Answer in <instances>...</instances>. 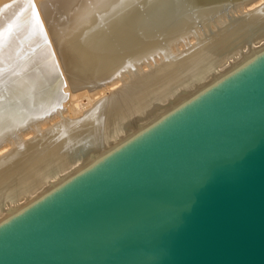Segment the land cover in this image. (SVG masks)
<instances>
[{
    "label": "bare ground",
    "instance_id": "1",
    "mask_svg": "<svg viewBox=\"0 0 264 264\" xmlns=\"http://www.w3.org/2000/svg\"><path fill=\"white\" fill-rule=\"evenodd\" d=\"M264 49V0H0V222Z\"/></svg>",
    "mask_w": 264,
    "mask_h": 264
},
{
    "label": "water",
    "instance_id": "2",
    "mask_svg": "<svg viewBox=\"0 0 264 264\" xmlns=\"http://www.w3.org/2000/svg\"><path fill=\"white\" fill-rule=\"evenodd\" d=\"M0 264H264V49L2 220Z\"/></svg>",
    "mask_w": 264,
    "mask_h": 264
}]
</instances>
